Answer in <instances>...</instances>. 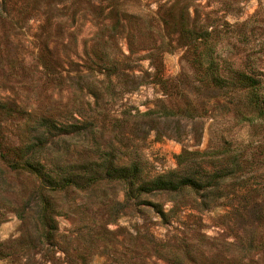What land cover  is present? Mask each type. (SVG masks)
Here are the masks:
<instances>
[{"label": "rangeland", "instance_id": "rangeland-1", "mask_svg": "<svg viewBox=\"0 0 264 264\" xmlns=\"http://www.w3.org/2000/svg\"><path fill=\"white\" fill-rule=\"evenodd\" d=\"M241 75L264 100V0H0V264H264V118ZM36 144L33 160L80 184L212 186L210 155L231 156L196 196L57 192L46 241L44 184L6 164ZM184 152L206 154L180 168Z\"/></svg>", "mask_w": 264, "mask_h": 264}, {"label": "trees", "instance_id": "trees-1", "mask_svg": "<svg viewBox=\"0 0 264 264\" xmlns=\"http://www.w3.org/2000/svg\"><path fill=\"white\" fill-rule=\"evenodd\" d=\"M221 81V80H220ZM236 85L240 89H243L246 94V102L245 107L249 108L256 112V118L262 119L264 118V100L260 97L258 91V83L251 77L241 75L236 79ZM2 105L0 103V111H2ZM244 115V114H242ZM246 121L250 122L253 119L247 118L246 116H242ZM55 127L51 126V129ZM71 131L63 130L62 133L64 135L69 134ZM42 144L35 146H27L24 151L25 154L29 156H23V153L20 154V148H17V155L15 158L6 161V164L12 171H21L23 173L29 174L36 179H38L42 184H44L45 191L40 196V222H41V237L46 241L52 237V231L55 230V226L52 225L54 213V208L52 207L51 198L57 192L61 191H70V190H87L93 186H98L102 183V181H112L116 180L124 185L125 190V200L129 201L141 196L143 193H169L172 195H179L186 193L188 196H196L200 191L207 190L209 187H215L218 185V182L228 177L227 174H222V165L223 167H227L226 164L229 163L228 158H230L231 153L229 150H222L219 153L211 154L209 164L207 168L203 170L206 178L209 180L213 179L212 186L210 184L202 185L203 174H192V175H184L180 176L177 173L172 172L168 175H163L160 177H156L155 179L147 182V183H136V178L134 176H113L108 171L104 177H95L90 176L89 178L83 180L81 184L78 182V179L75 178L72 174L70 175H59L55 173L52 169L47 168V165L41 164L39 161L33 160V156L35 153L39 152L42 148ZM206 153L200 152H184L177 156V166L181 168L188 160L189 157H185L187 155H198L202 156ZM156 209V213L160 215V217H165V213L157 209V206H153Z\"/></svg>", "mask_w": 264, "mask_h": 264}]
</instances>
